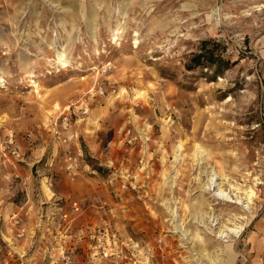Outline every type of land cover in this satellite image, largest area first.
Returning <instances> with one entry per match:
<instances>
[{
    "label": "rangeland",
    "instance_id": "obj_1",
    "mask_svg": "<svg viewBox=\"0 0 264 264\" xmlns=\"http://www.w3.org/2000/svg\"><path fill=\"white\" fill-rule=\"evenodd\" d=\"M229 262L264 264V0H0V264Z\"/></svg>",
    "mask_w": 264,
    "mask_h": 264
},
{
    "label": "bare ground",
    "instance_id": "obj_2",
    "mask_svg": "<svg viewBox=\"0 0 264 264\" xmlns=\"http://www.w3.org/2000/svg\"><path fill=\"white\" fill-rule=\"evenodd\" d=\"M117 31L118 32H120L119 31V29H117ZM57 58H58V61L60 62V63H62V64H64L65 65V63H67V59H66V53L65 52H59L58 53V55H57ZM216 174L215 173H213V175L212 176H210V178H209V181H210V184H209V188L211 189V188H213V190H215V187H216V182H217V179H216V176H215ZM219 187L216 189V192H215V194H216V196H218V197H220V198H223V199H225V200H232V196L228 193V192H226L225 191V189H223V187L221 186V185H218ZM249 199H252L253 198V196H254V190H251L250 192H249ZM204 201V200H203ZM200 202V201H199ZM168 202H166L165 203V205L167 204ZM167 206V208L173 213V214H175V210H173V209H170V206H169V204L168 205H166ZM200 208V207H199ZM184 229V228H183ZM230 232H232V233H237V232H240L241 230H242V227H240V230H237L236 228H229L228 229ZM220 234L223 236V235H228V233L226 232V230H224V229H220ZM228 248H233V247H230V246H228ZM230 262H231V260H230ZM230 262H229V264H230Z\"/></svg>",
    "mask_w": 264,
    "mask_h": 264
},
{
    "label": "built area",
    "instance_id": "obj_3",
    "mask_svg": "<svg viewBox=\"0 0 264 264\" xmlns=\"http://www.w3.org/2000/svg\"><path fill=\"white\" fill-rule=\"evenodd\" d=\"M53 131L54 134L61 140L63 141H67L69 139V136L66 135V131L65 129L68 128L69 126V118L68 117H63V118H58L56 120H54L53 122ZM77 166H78V162H77V158H73V157H69L68 161H67V165H66V169L70 172V173H76L77 170ZM77 205V204H75ZM75 209H79V207L76 206ZM67 217V214L65 215Z\"/></svg>",
    "mask_w": 264,
    "mask_h": 264
},
{
    "label": "trees",
    "instance_id": "obj_4",
    "mask_svg": "<svg viewBox=\"0 0 264 264\" xmlns=\"http://www.w3.org/2000/svg\"><path fill=\"white\" fill-rule=\"evenodd\" d=\"M215 57V53L211 50L196 54L188 68L192 69L195 65L216 64L217 60Z\"/></svg>",
    "mask_w": 264,
    "mask_h": 264
},
{
    "label": "crops",
    "instance_id": "obj_5",
    "mask_svg": "<svg viewBox=\"0 0 264 264\" xmlns=\"http://www.w3.org/2000/svg\"><path fill=\"white\" fill-rule=\"evenodd\" d=\"M67 133H68V131H67Z\"/></svg>",
    "mask_w": 264,
    "mask_h": 264
}]
</instances>
